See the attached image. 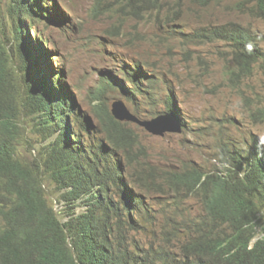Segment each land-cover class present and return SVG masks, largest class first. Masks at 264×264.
Returning a JSON list of instances; mask_svg holds the SVG:
<instances>
[{
    "label": "trees",
    "instance_id": "16d2710c",
    "mask_svg": "<svg viewBox=\"0 0 264 264\" xmlns=\"http://www.w3.org/2000/svg\"><path fill=\"white\" fill-rule=\"evenodd\" d=\"M138 3L156 6L158 0H130L133 13ZM47 5L11 0L13 36L0 35V264H264L261 140L247 139L243 152L224 142L213 170L189 164L158 178L140 134L114 118L111 102L122 97L136 115L152 118L179 112L175 94L148 65L122 62L96 89L92 117L57 74L49 43L39 40L35 26L42 18L64 17ZM234 9L264 20V0H245ZM203 35L230 44L235 69L229 66L226 73L232 83L257 67L264 70V50L249 27L232 22ZM147 104L154 109L144 114L141 106ZM252 117L262 122L264 110ZM28 119L44 134L40 162L19 151ZM46 177L68 207L61 213L47 193ZM154 191L168 194L174 205L165 210L157 246L133 248L130 234L155 219ZM191 200L200 207L198 217L182 208L191 207ZM81 205L84 210L77 211Z\"/></svg>",
    "mask_w": 264,
    "mask_h": 264
},
{
    "label": "rangeland",
    "instance_id": "374dc122",
    "mask_svg": "<svg viewBox=\"0 0 264 264\" xmlns=\"http://www.w3.org/2000/svg\"><path fill=\"white\" fill-rule=\"evenodd\" d=\"M48 1L47 8L53 6L54 12L57 7L64 17L55 21L42 18L35 26L39 40L49 43L47 48L57 74L92 117L96 89L108 72H115L122 62L128 67L140 62L148 65L175 94L184 125L181 134L154 136L130 123L148 149L149 163L157 167L158 178L167 170H180L189 164L213 170L226 141L246 146L247 139L257 137L264 143V120L252 117L253 112L264 110V70L257 67L249 78L232 83L226 73L229 66L235 69L231 46L203 35L213 26L239 22L256 31L264 50V22L254 19L247 10L234 9L245 0H158L156 6L138 3V14L128 7L130 0ZM10 5L11 0H0L1 36H13ZM30 34L35 35L34 30ZM120 99L132 109L129 102L117 98ZM141 107L144 114L154 109L148 104ZM27 124L31 127L27 128L26 141L24 136L19 151L26 160L40 162L44 134L33 129L32 120L28 119ZM44 184L55 209L59 213L67 209L59 201V188L54 182L46 177ZM151 197L154 209L150 216L155 219H149L148 229L130 234L133 248L138 245L147 250L157 246L159 228L167 218L165 210L174 205L162 191H154ZM187 205L192 206L182 205L184 211L198 217L199 205L193 200ZM82 206L77 211H83ZM261 225L264 227V216ZM263 232L260 227L259 236Z\"/></svg>",
    "mask_w": 264,
    "mask_h": 264
},
{
    "label": "water",
    "instance_id": "95a60500",
    "mask_svg": "<svg viewBox=\"0 0 264 264\" xmlns=\"http://www.w3.org/2000/svg\"><path fill=\"white\" fill-rule=\"evenodd\" d=\"M112 115L120 122L134 123L154 136L164 137L167 133H181L182 121L176 114L165 113L151 119L135 115L122 100L112 105Z\"/></svg>",
    "mask_w": 264,
    "mask_h": 264
},
{
    "label": "clouds",
    "instance_id": "9594fccd",
    "mask_svg": "<svg viewBox=\"0 0 264 264\" xmlns=\"http://www.w3.org/2000/svg\"><path fill=\"white\" fill-rule=\"evenodd\" d=\"M256 20H259V21H263L264 22V20H261V19H256ZM233 22V21H232ZM232 22H230V23H232ZM229 23V24H230ZM239 23V22H238ZM242 24V23H241ZM227 25V24H226ZM243 25H245V24H243ZM222 26H225V25H222ZM222 26H213V27H222ZM245 26H247V25H245ZM213 27H211V28H213ZM247 27H249V26H247ZM249 29H251L252 30V32L254 33V34H256V35H258L257 33H256V31L252 28V27H249ZM258 37V36H257ZM230 45V44H229ZM120 100H122V99H120ZM120 100H115L113 103H112V105L116 102V101H120ZM122 101H124V100H122ZM112 105H111V108H112ZM127 105V104H126ZM128 106V105H127ZM177 106V105H176ZM129 107V106H128ZM178 107V106H177ZM112 110V109H111ZM133 113H134V111L132 110V109H130ZM178 113L176 114V113H173V112H171V113H173V114H176L177 115V117L179 118V120H181L182 121V116H181V112H180V110H179V108H178ZM165 113H170V112H165ZM165 113H161V114H165ZM135 114V113H134ZM161 114H158V115H161ZM136 115V114H135ZM158 115H156V116H154V117H157ZM138 116V115H137ZM139 117V116H138ZM154 117H152V118H154ZM140 118H142V119H151V118H143V117H140ZM124 123H127V122H124ZM182 123V129H183V127H184V125H183V121L181 122ZM130 124V123H129ZM134 124V123H133ZM140 127V126H139ZM182 132H183V130H182ZM181 132V133H182ZM181 133H178V134H181ZM168 134V133H167ZM173 134H177V133H173ZM228 142H230V141H228ZM262 142V141H261ZM224 143V142H223ZM222 143V144H223ZM233 146H235V147H238V148H242V152L245 150V148L247 147V146H241V145H237L236 143H233V142H230ZM262 144H263V146H264V143L262 142ZM246 145H247V143H246ZM222 151V145H221V148H220V152ZM220 157H221V154H220ZM219 161V160H218ZM219 164V163H218ZM201 167V166H200Z\"/></svg>",
    "mask_w": 264,
    "mask_h": 264
},
{
    "label": "bare ground",
    "instance_id": "6f19581e",
    "mask_svg": "<svg viewBox=\"0 0 264 264\" xmlns=\"http://www.w3.org/2000/svg\"><path fill=\"white\" fill-rule=\"evenodd\" d=\"M10 90V89H9ZM13 91V90H12ZM14 93V92H13ZM15 94V93H14ZM20 94V93H19ZM24 101V100H23ZM30 102H31V100H30ZM34 105V104H33ZM77 147V146H76Z\"/></svg>",
    "mask_w": 264,
    "mask_h": 264
}]
</instances>
